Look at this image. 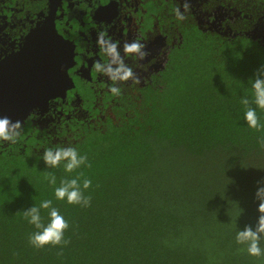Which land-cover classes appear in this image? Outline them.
Masks as SVG:
<instances>
[{"label": "trees", "instance_id": "1", "mask_svg": "<svg viewBox=\"0 0 264 264\" xmlns=\"http://www.w3.org/2000/svg\"><path fill=\"white\" fill-rule=\"evenodd\" d=\"M240 1L245 13L264 16V0ZM180 31V47L153 84L95 109L85 102L87 114L56 129L0 141V264H264L236 242L256 224L264 181V130L246 124L241 103L254 99L250 79L264 65V46L196 25ZM251 107L264 124V109ZM66 147L91 166L47 167L44 151ZM80 173L81 183L92 181L90 206L57 200L55 187ZM44 200L69 223L66 246L29 243L36 229L22 211ZM41 216L46 224L48 210Z\"/></svg>", "mask_w": 264, "mask_h": 264}, {"label": "flooded vegetation", "instance_id": "2", "mask_svg": "<svg viewBox=\"0 0 264 264\" xmlns=\"http://www.w3.org/2000/svg\"><path fill=\"white\" fill-rule=\"evenodd\" d=\"M241 4L240 0H0V62L18 52L24 38L43 23L49 28L53 25L73 46V64L68 69L73 87L64 98L49 100L44 110L31 111L19 131L47 132L59 127L64 118L87 114L85 102L95 109L104 100L120 98L110 87L124 93L153 84L171 53L180 47L182 26L196 25L205 34L229 39L246 36L264 46V16L245 13ZM177 9L183 19L178 18ZM245 19L253 20L250 28L244 26ZM101 36L117 45L136 79L113 81L103 73L108 65H103L102 72L96 70L97 62H109L98 43ZM133 41L146 46L141 49L147 54L143 59L125 53V43Z\"/></svg>", "mask_w": 264, "mask_h": 264}, {"label": "clouds", "instance_id": "3", "mask_svg": "<svg viewBox=\"0 0 264 264\" xmlns=\"http://www.w3.org/2000/svg\"><path fill=\"white\" fill-rule=\"evenodd\" d=\"M187 6V5H186ZM177 16L180 19L184 17L177 9ZM98 43L101 45L104 53L109 57L107 64L97 62L95 68L98 72H102L103 65H108V68L103 73L108 75L113 81H127L129 79H136L130 67L124 64L122 57L119 54L117 45L105 41L101 36L98 38ZM146 47L138 41L125 43L124 51L128 54H137L143 59L147 54L141 49ZM117 67L113 68L112 65ZM251 87L253 90L254 99L250 101L247 98H242L241 103L245 106L244 120L246 124L258 131L264 130L262 124L257 116L256 109L251 107L254 103L258 108L264 109V65H262L254 75ZM136 82H139L138 79ZM113 95H119L120 89L117 87H110ZM21 122L11 121L8 117H0V140L10 141L15 143L17 137L20 135ZM261 147H264V137L260 139ZM43 161L47 167H58L61 162L64 163L66 172L71 173L82 165L91 166L87 163V156L80 155L76 148H48L44 151ZM83 173H80L76 178L64 179L60 182L58 187H55L54 195L57 200H66L68 204L81 205L88 207L91 203V197L85 196L84 191L91 187L92 181L86 177L82 179ZM47 179L50 184H56V177L49 174ZM261 186L257 188L255 199L258 201L257 212L259 213L255 226L247 225L243 230H239L236 235V242L238 244H246L247 252L254 257L264 256V249L260 246V241L264 238V181L258 182ZM52 200L41 201L39 206L32 207L22 211L24 218L32 224L36 231L29 235V243L35 248H43L46 245L52 246H66L69 241L65 239V231L69 228L68 221L60 214L59 209L52 206ZM41 209L48 210L49 220L45 224L41 216ZM62 251L58 255H62Z\"/></svg>", "mask_w": 264, "mask_h": 264}, {"label": "water", "instance_id": "4", "mask_svg": "<svg viewBox=\"0 0 264 264\" xmlns=\"http://www.w3.org/2000/svg\"><path fill=\"white\" fill-rule=\"evenodd\" d=\"M72 64L73 46L53 25L43 23L31 31L20 50L0 62V117L23 123L34 109L64 98L73 87L68 75Z\"/></svg>", "mask_w": 264, "mask_h": 264}, {"label": "rangeland", "instance_id": "5", "mask_svg": "<svg viewBox=\"0 0 264 264\" xmlns=\"http://www.w3.org/2000/svg\"><path fill=\"white\" fill-rule=\"evenodd\" d=\"M262 31H263V30H262ZM262 31H261V32H262Z\"/></svg>", "mask_w": 264, "mask_h": 264}]
</instances>
